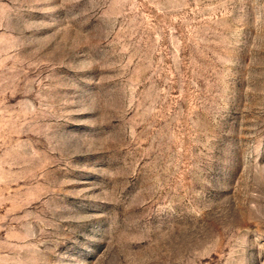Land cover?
<instances>
[{
  "label": "rangeland",
  "instance_id": "obj_1",
  "mask_svg": "<svg viewBox=\"0 0 264 264\" xmlns=\"http://www.w3.org/2000/svg\"><path fill=\"white\" fill-rule=\"evenodd\" d=\"M0 264H264V0H0Z\"/></svg>",
  "mask_w": 264,
  "mask_h": 264
}]
</instances>
